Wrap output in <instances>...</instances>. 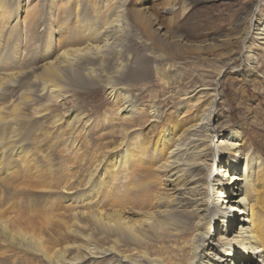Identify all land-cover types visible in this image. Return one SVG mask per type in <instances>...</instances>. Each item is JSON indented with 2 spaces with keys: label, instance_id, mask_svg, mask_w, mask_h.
I'll list each match as a JSON object with an SVG mask.
<instances>
[{
  "label": "rangeland",
  "instance_id": "obj_1",
  "mask_svg": "<svg viewBox=\"0 0 264 264\" xmlns=\"http://www.w3.org/2000/svg\"><path fill=\"white\" fill-rule=\"evenodd\" d=\"M1 1L0 264H188L155 217L172 194L168 152L146 155L214 107V144L236 131L264 164V0ZM113 21L115 48L36 82L63 51L102 47L95 31ZM136 132L150 152L134 164ZM97 210L135 233L102 230Z\"/></svg>",
  "mask_w": 264,
  "mask_h": 264
},
{
  "label": "bare ground",
  "instance_id": "obj_2",
  "mask_svg": "<svg viewBox=\"0 0 264 264\" xmlns=\"http://www.w3.org/2000/svg\"><path fill=\"white\" fill-rule=\"evenodd\" d=\"M68 2L72 5L77 4L76 0ZM6 9L0 0L1 21ZM13 22L14 25L18 23L16 20ZM111 24L110 28L102 27L95 31L101 40L100 43H103L102 47L94 45L91 47V44H88L83 49L65 50L59 55V61L49 62L43 77L34 80L36 82H44L47 78L61 80L65 71L73 70L74 65L80 64L82 58L105 54L110 47L115 48L121 30L116 29V21ZM86 31L80 34L85 35ZM74 42H78L77 38ZM80 68L82 73L89 74L88 66ZM6 76L10 79L14 77L13 74ZM2 85L3 82H0V88ZM112 88V93L116 96L117 89L114 85ZM123 98L128 113L133 112L135 107L132 100L130 101L128 97ZM15 107H18V104ZM212 112L214 107L208 108L203 115L200 114L201 118L194 124L190 127H181L179 132L173 125L167 128L155 140L151 155H146L151 159L159 158L155 154L159 153L161 144L168 152L163 169L168 172L166 179L172 194L164 197L167 200V208L157 212L156 222L161 227L173 225L171 227L176 228L175 236H179L188 245L184 248L185 253L187 251L189 253L188 264H264V164L257 154L245 145L246 140L243 142L236 131H231L230 135L223 136L224 138L214 144V139L219 136V128L214 124ZM136 134L137 132L133 136V147L128 151L129 155L135 158L130 161L134 164L140 163L142 155L147 154L145 152L149 150L146 142H141V136ZM185 138L187 139L184 142ZM160 150L163 148L160 147ZM9 151V147H0V163L9 156ZM121 165L123 168L126 161ZM170 206H173L172 210H168ZM96 213L98 214L92 215L95 216L93 220L102 230L106 232L114 230L115 234L122 237L126 236V231L134 232L135 228L130 227L118 213L114 223L107 222L106 214L102 211L97 210ZM183 256L181 260L186 259ZM156 261L160 262L158 259Z\"/></svg>",
  "mask_w": 264,
  "mask_h": 264
}]
</instances>
